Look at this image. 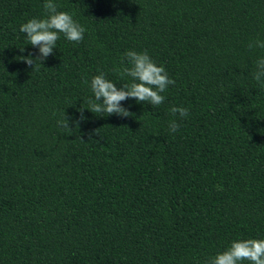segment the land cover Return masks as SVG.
<instances>
[{
  "label": "trees",
  "instance_id": "1",
  "mask_svg": "<svg viewBox=\"0 0 264 264\" xmlns=\"http://www.w3.org/2000/svg\"><path fill=\"white\" fill-rule=\"evenodd\" d=\"M54 2L84 39L61 34L30 67L20 27L45 0H0V264H207L264 239V49L248 47L264 41V0ZM129 50L175 80L165 102L88 111L94 76L130 82L115 71ZM174 106L189 116L172 133Z\"/></svg>",
  "mask_w": 264,
  "mask_h": 264
},
{
  "label": "clouds",
  "instance_id": "2",
  "mask_svg": "<svg viewBox=\"0 0 264 264\" xmlns=\"http://www.w3.org/2000/svg\"><path fill=\"white\" fill-rule=\"evenodd\" d=\"M43 7L46 18L30 19L20 27V32L25 34L27 44L39 49L40 55L36 59H33L31 53L27 57L18 58L30 67L36 66L35 62L38 60L44 63L49 56L53 55L61 34L70 42L80 43L86 31L74 20L72 14L58 11L59 6L54 0H45ZM248 47L264 49V41L257 40L250 43ZM20 51L23 52L24 48ZM115 71L119 72L122 80L130 78V82H125L118 88L117 83L108 80L104 73L94 76L90 83L94 99L88 101L87 109L93 114L129 117L132 113L121 105V102L129 98L135 99L137 103H147L158 107L165 102V96L162 93L167 91L169 85L175 84V80L169 78L166 69L158 66L147 52L127 51L121 60V67ZM252 77L264 85V57L256 61V70L252 73ZM84 110L80 109V121L85 119ZM170 112L174 119L169 122L168 127L170 132L175 133L180 127L176 118L186 119L189 116V110L174 106ZM80 121H76L77 126ZM57 123L62 129L72 131L66 114H63ZM245 260L250 264H264V239L233 241L226 251L211 258L207 264H242Z\"/></svg>",
  "mask_w": 264,
  "mask_h": 264
}]
</instances>
